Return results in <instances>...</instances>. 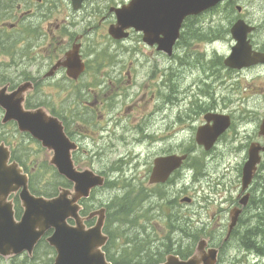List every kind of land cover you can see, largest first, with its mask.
Listing matches in <instances>:
<instances>
[{
	"label": "flooded vegetation",
	"instance_id": "af4514ba",
	"mask_svg": "<svg viewBox=\"0 0 264 264\" xmlns=\"http://www.w3.org/2000/svg\"><path fill=\"white\" fill-rule=\"evenodd\" d=\"M124 4L115 0H0V95L9 96L28 84L21 94L24 109H41L58 118L74 166L83 170L90 169L83 163L110 161L109 171L97 172L114 182L116 191L141 195L144 220L152 229L148 237L156 238L151 217L161 221L162 215L169 219L173 211L172 220L177 227L168 234L173 238L180 226L181 203L180 199L166 197L181 189L177 186L187 178L186 173L192 172L194 181L197 163L192 160V151L198 146L194 137L188 141L190 146L181 144L182 129L177 126L184 118L180 117L181 110L175 114L172 109L175 99L166 82L168 71H164L163 61L162 70L153 62L149 66V56H163L157 46L144 43L142 33L133 29L127 30L123 40L109 35V29L116 25L114 8ZM197 21L199 26L206 23L208 29V55L205 52L204 78L200 81L205 82L204 87L209 85V77L220 79L219 68L226 78L264 67L257 64L238 70L224 65L236 43L230 32L235 24L246 32L245 41L252 53H264V0H223L192 17L189 23L195 26ZM183 37L180 35L175 48ZM219 48H226V52L219 54ZM70 55L80 65V73H72L62 65ZM172 61L175 65L169 70L176 71L179 77L185 61ZM166 88L169 94L164 93ZM52 92L60 97L58 104L54 103ZM207 95L210 103L203 107L197 100L186 103L187 113L192 109L195 121L203 116L196 129L190 126L192 132L204 124L206 114L217 113L212 106V86ZM167 106L171 107L169 112ZM4 117L5 109L0 104V146L4 145L9 162L22 165L24 172L31 175L36 158L30 146L40 147L43 162L51 159L53 152L42 148L29 134L21 133L14 121L4 122ZM182 155L186 159L164 182L150 183L157 158ZM64 182L66 189L72 188L67 180ZM239 195L240 191L232 207L238 205ZM191 215V225L206 231L197 215ZM94 222L95 218L91 224Z\"/></svg>",
	"mask_w": 264,
	"mask_h": 264
},
{
	"label": "water",
	"instance_id": "95a60500",
	"mask_svg": "<svg viewBox=\"0 0 264 264\" xmlns=\"http://www.w3.org/2000/svg\"><path fill=\"white\" fill-rule=\"evenodd\" d=\"M221 0H132L128 6L116 10L118 27L111 31L116 38L125 37L121 32L134 28L144 33V41L149 45L157 44L159 51L168 55L179 36L183 20L192 15H198ZM232 35L237 45L232 48V55L226 61L231 68L240 69L256 63H264V56L256 59L250 56L244 40L241 26L232 29ZM161 36V38H159ZM71 64V63H70ZM78 69V65L70 69ZM28 85H22L9 95H0V104L4 107L5 122L14 120L21 132L30 133L42 146L53 151L49 164L58 173L74 184V192L61 190L57 197L44 199L33 196L28 190L27 176L22 174L16 163L7 166L8 155L0 148V256L9 257L27 252L31 254L35 245L48 231L52 234L46 238L48 245L55 249L56 257L53 264H110L101 248L107 237L102 234L104 210L89 214L85 219L80 218L77 202L87 198L92 188L102 186L104 181L90 171L76 172L70 160L69 149L63 136L60 123L47 117L43 112L23 111V98L19 93L24 92ZM3 94V90L1 91ZM207 122L213 125L200 127L196 134L198 145L209 151L216 139L226 131L230 121L227 116H206ZM259 135L264 137V119L260 125ZM264 145L253 143L248 149V159L242 168L241 191L248 189L260 162V153ZM184 157H168L157 159L152 173V182H163L167 176L180 166ZM19 193L23 214L19 221L14 219L12 202L7 201L12 193ZM249 194L239 200L241 206L248 204ZM182 201L189 202L188 199ZM241 210L234 208L230 211L228 235L236 225ZM97 217L95 225L86 228L84 220ZM72 219L70 226L67 220ZM228 238H225L226 241ZM218 250L207 248L206 240H200L195 252L188 260H180L177 256L168 255L163 264H216Z\"/></svg>",
	"mask_w": 264,
	"mask_h": 264
},
{
	"label": "rangeland",
	"instance_id": "374dc122",
	"mask_svg": "<svg viewBox=\"0 0 264 264\" xmlns=\"http://www.w3.org/2000/svg\"><path fill=\"white\" fill-rule=\"evenodd\" d=\"M116 3H127L130 0H115ZM200 22L197 21L196 28L190 29L187 27L184 32L179 48L175 51L177 58H185V66L181 67V73L178 77L176 71L169 70L170 65H175L173 61L168 60L167 56H159L149 58V66L157 64L159 69L162 70V61L164 62V71H168L165 74L167 85L172 89L171 96L174 97V104L172 109L175 114L179 110L182 111L180 114L182 119L181 125L177 128L182 129L180 134L181 144L190 146L188 141L194 137L195 130L192 132L191 125H194L195 129L200 121H203V116H198V119L194 120V113L188 114V107L186 103L190 100H197L203 107L204 104L210 103V98L207 95L209 87L212 86V106L217 109V113L228 115L231 118V126L220 138L215 148L208 154H203L202 151H197L198 147H195L192 151V160H199L201 162V174L199 179L195 182L192 178V172H188L187 178L180 180V185L177 189H180L174 194H169L166 198L169 200L180 199L182 197H190L192 202L190 204H181L179 207V213L197 215L199 223L205 224L207 230H202L205 239H209L214 246H220L223 237L226 233L228 224V212L232 208V202L235 201L236 195L240 191V172L242 165L246 159V152L251 142H261L257 136L258 126L264 117V67L244 72L241 75H234L230 77H224V73L219 68L221 77L218 80L212 77L208 78V86L204 87L201 77L204 78V72L201 71L200 66L196 67V57L206 52L208 47L206 46L205 33L208 32L206 23L199 26ZM194 27V25H192ZM190 30H197L198 39H190ZM264 39V35H262ZM186 46V48H181ZM219 54H224L226 48H219ZM206 62V61H203ZM190 65V66H189ZM195 71V72H194ZM183 75V76H182ZM184 80V81H183ZM200 80V81H199ZM191 81V82H190ZM188 82V83H186ZM190 93H188L187 88ZM185 95L183 92H185ZM204 91V92H203ZM199 92V93H197ZM165 94H169L168 90L164 89ZM46 94V93H45ZM190 95V97L186 96ZM211 95V92L209 93ZM53 101L58 104L60 97L52 92ZM205 107V106H204ZM171 110L170 106H167V112ZM184 114L187 115L185 118ZM188 128V129H186ZM32 154L35 155L36 162L32 164L33 167L37 166V172L34 174L36 182L33 187L38 185H45L46 183L55 184L54 175L48 171L50 168L46 163H43L44 152L41 151L40 147H31ZM263 163V164H262ZM79 164V163H78ZM85 167H89L95 171L108 170L110 161L98 162V163H83ZM109 171V170H108ZM258 177L255 178L254 183L251 186L249 192L251 193V199L254 200L261 197L260 184L264 179V155L259 166L257 173ZM135 178L133 179V181ZM260 182V183H259ZM121 183V181H120ZM136 182L134 181V184ZM186 187L187 190L182 187ZM256 186V187H255ZM259 188V189H258ZM56 187L47 189L45 191L54 192ZM117 189H106L97 192L95 195L96 201H102L103 203L112 202L117 197L123 196L126 192L116 191ZM253 194V195H252ZM132 197V195H130ZM129 196V197H130ZM146 206V204H143ZM252 208V209H251ZM157 211V210H156ZM170 211V210H169ZM168 211V212H169ZM133 210H130L132 213ZM173 211H171L172 213ZM177 213V212H176ZM256 213L254 206L248 208L240 219L233 237L227 242L222 250L219 257L218 264H264V260L257 258L254 253L246 252L240 243V235L242 232L255 224L253 217ZM144 214V211L142 215ZM134 216V215H133ZM136 218V216H134ZM251 218V219H250ZM127 219V218H126ZM166 220V222H165ZM251 221V222H250ZM150 222L156 229V238L154 245L156 249L152 247V242L149 241V246L152 247L153 251H159L158 247L162 243H166L172 239H179L178 233L171 238L169 234V219L161 215V221L157 217H151ZM154 222H160L156 224ZM135 223V222H134ZM253 224V225H254ZM138 226L140 230H146V234L150 235L152 229L146 226L144 217L141 220H137L134 226L128 225L121 228L124 234L130 231H135V227ZM142 227H144L142 229ZM215 229H217L215 231ZM201 231V233H202ZM222 231V232H220ZM215 232V233H214ZM212 235L216 238H211ZM143 236V232H142ZM153 236V235H152ZM184 243L189 244L190 239L185 238ZM121 239H118V244L121 243ZM197 241V240H196ZM196 243V242H195ZM194 243V245H195ZM50 253V252H48ZM47 253L45 248H40L36 251L35 257L32 261H23L22 259L16 260L14 264H50L51 255ZM52 263V262H51ZM0 264H5L0 262ZM11 264V263H6Z\"/></svg>",
	"mask_w": 264,
	"mask_h": 264
},
{
	"label": "trees",
	"instance_id": "16d2710c",
	"mask_svg": "<svg viewBox=\"0 0 264 264\" xmlns=\"http://www.w3.org/2000/svg\"><path fill=\"white\" fill-rule=\"evenodd\" d=\"M37 172V170H36ZM35 172V173H36ZM54 175L55 184L46 183L45 185H38V187H33L34 183L36 182L35 176L30 177V189L32 193L36 195H43L46 197H51L55 194L54 192L45 191L47 189L52 190V188L60 186L62 183L60 182V177L52 173ZM258 177V176H257ZM264 179L260 184V194L261 197L259 199L254 200L252 198L250 207L254 206L256 209V213L254 215L255 224L251 227L246 228L242 234L240 235V243L241 247L250 253H254L257 257L264 260ZM256 204V205H255ZM133 202L130 199H123L117 206V219L118 225L113 228L111 227V221L113 219V213L108 211L107 216V223L105 226V232L108 234L109 241L104 248V252L106 254L107 260L110 261L112 264H158L164 259V255L172 252L178 255L181 259L188 258L194 248V243L198 238H194L192 235L191 228L187 222V219L181 218L180 221V236L179 239H172L169 240L164 244L162 243L161 246L158 247L159 251H153L152 247L156 249L154 245L155 238H143L142 231L135 227V231H130L127 234H124L121 228L128 225L134 226V219L133 213H130L132 210ZM258 205V206H257ZM257 206V207H256ZM259 208V209H258ZM258 212L259 215H258ZM127 218V219H126ZM185 236H192L193 238L190 239V243H184ZM118 239H121V243L118 244ZM149 241L152 242V247L149 246ZM40 248H45L47 253L50 252V248H48L43 241L37 247V250ZM36 250V251H37ZM48 253V254H50ZM35 257V256H34ZM51 263V260L49 261Z\"/></svg>",
	"mask_w": 264,
	"mask_h": 264
},
{
	"label": "bare ground",
	"instance_id": "6f19581e",
	"mask_svg": "<svg viewBox=\"0 0 264 264\" xmlns=\"http://www.w3.org/2000/svg\"><path fill=\"white\" fill-rule=\"evenodd\" d=\"M182 57V56H181ZM197 58V57H196ZM186 63V62H185ZM190 66V65H189ZM214 68V67H213ZM182 72V71H181ZM195 72V71H194ZM183 76V75H182ZM201 78H203V77H201ZM184 81V80H183ZM200 81V80H199ZM191 82V81H190ZM186 83H188V82H186ZM205 84V82H203V85ZM197 93H199V92H197ZM229 130V129H228ZM196 162H199V160H196ZM263 164V163H262ZM200 168H201V162H199L198 163V165H197V167L195 168V170L197 171V172H201L202 170H200ZM260 183V182H259ZM256 187V186H255ZM264 187V186H263ZM259 189V188H258ZM253 195V194H252ZM259 199V198H258ZM256 205V204H255ZM258 206V205H257ZM256 206V207H257ZM252 209V208H251ZM259 209V208H258ZM259 213L260 212H258V215H259ZM251 219V218H250ZM251 222V221H250ZM254 224V223H253ZM252 224V225H253ZM150 237V236H149Z\"/></svg>",
	"mask_w": 264,
	"mask_h": 264
}]
</instances>
